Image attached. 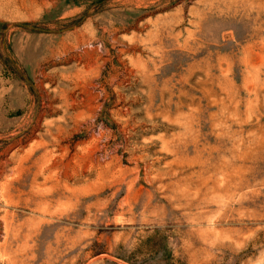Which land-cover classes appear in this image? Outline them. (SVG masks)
Returning <instances> with one entry per match:
<instances>
[{"label":"rangeland","instance_id":"obj_1","mask_svg":"<svg viewBox=\"0 0 264 264\" xmlns=\"http://www.w3.org/2000/svg\"><path fill=\"white\" fill-rule=\"evenodd\" d=\"M0 264H264V0H0Z\"/></svg>","mask_w":264,"mask_h":264}]
</instances>
